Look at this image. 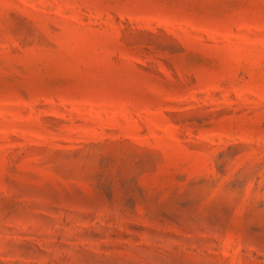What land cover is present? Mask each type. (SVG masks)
I'll use <instances>...</instances> for the list:
<instances>
[{"label":"rangeland","instance_id":"obj_1","mask_svg":"<svg viewBox=\"0 0 264 264\" xmlns=\"http://www.w3.org/2000/svg\"><path fill=\"white\" fill-rule=\"evenodd\" d=\"M0 264H264V0H0Z\"/></svg>","mask_w":264,"mask_h":264}]
</instances>
